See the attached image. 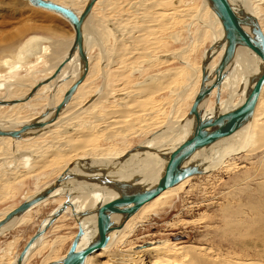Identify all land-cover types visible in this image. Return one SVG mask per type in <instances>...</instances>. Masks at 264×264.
I'll return each instance as SVG.
<instances>
[{"label":"bare ground","instance_id":"bare-ground-1","mask_svg":"<svg viewBox=\"0 0 264 264\" xmlns=\"http://www.w3.org/2000/svg\"><path fill=\"white\" fill-rule=\"evenodd\" d=\"M56 1L63 2L72 6L77 10V12H80L82 10L86 2V0ZM122 1L126 3L128 1L127 4H131L132 2H137L138 0ZM157 2L158 0H144L140 2L138 1L136 5H134L133 3L135 8L137 9L135 10L136 15H134V13L132 15L122 17L120 21L122 25H119L116 22V24H118V27L116 28H119L118 32L120 30L122 31V29L125 28L123 25L126 24V21L131 20L134 16L135 18L136 16H138V18L139 16H144L149 19L151 18L149 20L151 23V20H153L152 17H155L154 15H156V13L160 14L159 17L161 15L168 14H170V16L172 17L176 16V14H186V18H188V20H186L187 32L190 33V35H188L190 41L184 49L177 51L178 53L174 54L173 52V55L171 57L172 59L176 58L177 60L181 61L183 63V67L166 69L165 71L156 73L154 75L153 82L133 88V91H137L136 96H129L128 91H121L120 93H124V95L126 94V96L119 97V105L112 104V106H110V102L107 103L108 98L110 96L114 94H119L117 91L112 93L109 91V80H103V87L100 88L97 93H91L89 96L83 95V92H81L80 89L82 88V86H84L85 82L91 75L99 72V69H103L102 74L106 75V79L108 78V64L110 59H112L111 52L106 50L107 52L106 58L103 61L104 63L99 65L97 63V59H94V57L90 54V48L92 44L91 39L93 38V36L95 37L96 35H98L96 36L98 38L101 37V35L103 36L104 30V28H101L99 27V25H97L98 21L102 20L101 17L93 16L92 11L95 6L98 3L102 4V0H96L91 9V12L83 21V45L88 59V69L84 79L78 84L77 88L72 93L71 97L66 102V104L63 106L55 120L45 124L43 127L29 129L25 131L21 137L0 135V146L4 144L2 145L0 156L2 159L8 161V164L6 163V165L7 167L10 166L9 169L24 166L25 170L21 173V175H24L26 173L37 171L41 168H45L46 166H51L52 170L48 173V176L52 173H56L57 176L70 162H73V165L70 167V171L74 173L85 175L105 174L113 179L126 180L131 183V188H133V191L148 187L157 181L165 163V158L163 157L162 152L164 150H170L174 148L187 137V135L192 129L193 118L185 116V112H183L182 114L179 113V115L177 114L178 117H176V114L174 115L172 111V116L168 119V125L164 126L163 129L160 128L161 130L154 129L149 131V136H147L145 140L140 143L145 147L130 152L125 158H122L121 160L120 157H122L123 154L117 156L118 149L115 147V139L119 135L123 136L125 130L128 131V129L130 128H140L141 130H144V128H150L154 124L155 120L153 116L143 117L142 119H131L130 116L133 115V113H145L146 110L149 111V108L147 106L148 102L145 100H147L149 96H152L153 94L159 92V90L166 87V85H170L171 80H178L181 79L182 75L183 77L185 76L186 81H189V83L183 88H181L180 92L178 91L179 93L176 99L177 101H184L188 97L193 99L198 90L201 79V64H193V61L186 56L187 50L193 51L206 38L211 39L209 46L202 54V59L205 54L211 56L210 60L206 64L208 71L211 72L212 69L216 66L225 44V41L222 40L223 28L221 22L216 13L210 7L208 0H202L203 12H201L202 8L200 11H198V9H195L196 11L194 12H191L190 10L181 7L159 10L152 9L153 6L155 7ZM231 2L238 15L241 16L242 8H245V10L251 13V15H254L257 18L264 32V20L258 17V14H260V12H263L264 10V4L261 3V0H231ZM109 3L113 6V8H115L116 6L119 8V6H121L120 0H108L106 4L108 5ZM123 6L122 8L125 10L128 5ZM206 15L208 16V18L205 17ZM146 18L140 20H144L143 22H145ZM171 21H167V23L165 24L167 28H164L168 29V25L170 24V22L172 24L176 23L173 19H171ZM148 22L146 24H148ZM156 26L160 28V24ZM90 27L95 29L96 35H94L95 32L90 30ZM147 27L150 26L148 25ZM157 30L159 31V29ZM91 31L93 33H91ZM37 40H41L38 35H33L32 37L26 40L25 45H29V47H25L27 48L25 52L27 53V57L30 58L29 60L19 59L21 62L11 60V63H9V59L5 62L1 61L0 66L6 67L7 71L19 69L23 71L25 70L26 72L34 71L37 64L41 63L44 59H48V57L52 54L49 51L51 50L53 52L54 49V46H50L47 43L41 44L40 49L37 50ZM220 42L221 46L217 48V45ZM65 46L69 47V44ZM62 47H64V45H62ZM126 50L127 48H123L115 53V58H113L115 59L114 63L116 62L115 65L121 62L123 63L124 59L122 60V57L125 53H127ZM67 51L62 53L63 55L54 56V62L52 64L47 63V61H44L47 63V65L43 67L44 69L42 68L43 70H39V76L36 78V80L33 81L32 84L28 85L27 89H25L24 91L12 89L7 90V93H5V95L0 98L12 99L23 97L29 91L30 87L35 84L36 81L47 77L49 75L48 73L53 72L56 65L65 56ZM22 54L25 55V53ZM22 54L20 58L23 57ZM161 59L162 60L158 61V64H163V62H166L165 58ZM260 66L261 60L253 50L244 45H238L236 47L232 63L229 66L227 73L225 74L219 88L220 95L222 92L227 93L226 98H220L219 100L218 107L220 111L230 109L243 101L247 94L248 88L252 85L255 75L258 72ZM83 68V61L78 55L77 50H75L72 57L62 66L60 72L48 82L39 85L34 91V93L27 99L8 104L0 103V127H18L20 124L29 122L35 117H38L40 113L44 112L45 110L47 114H45L42 119H47L52 113L53 107L61 99L65 89L81 74ZM27 78L28 77L25 76L21 77L19 80H26ZM176 90H178V88ZM176 90L174 89V91L172 92L176 93ZM215 93L216 88H213L209 97H207L201 102L200 106L202 116H210L213 113L214 102H211L210 96H213ZM263 95L264 83L255 103L253 113L247 122H245L241 127H239L230 135L220 138L212 144L203 146L193 153L191 159H194L195 162L199 163L202 169V171L198 173L199 175L205 174L206 172H208V170H233L236 168V166H234L232 163H229V161L227 160L229 154H235L241 151H244L245 153L254 152L255 150L261 148L264 145ZM9 96H11L12 98H10ZM103 103H107V106ZM22 107L25 108L24 114ZM95 107L99 108V110L98 112L91 115V112H93L92 109ZM26 111L29 112V115H26ZM101 121L102 123H100ZM80 123L84 124L85 130H80L79 127H77V124ZM113 126H117V129L115 128L113 130ZM69 127H72L71 131H67V128ZM131 132L132 131H130V134ZM47 134H51L50 138H43ZM127 134L128 133H126V135ZM102 139H112L113 141H110L112 142V145L98 146ZM41 141H45V145L43 144V146H38L33 144ZM6 144H11V155H9ZM53 147H55V149ZM91 151L94 152L85 153L81 156H78L77 158H71L74 154ZM83 158H85L86 160L79 161V159L81 160ZM19 160L22 164L20 163L19 166H17V161L19 162ZM0 171L6 172L7 170L2 171L0 169ZM14 176L17 177L16 175ZM14 176L11 175L10 178ZM191 177L192 175L187 176L176 184L164 188L152 198L142 203L139 208L135 212H133L120 227L115 228L110 232V238L108 240L107 245L101 249L102 251H99L104 252L107 247H109L114 241H121L122 239H124L126 236H128L131 232L134 231L136 224L138 225L139 223L143 222L151 214L158 212L160 209H162L163 206L167 205L171 197L177 194ZM39 179L40 177L37 175L36 183L39 181ZM7 180L8 177H5L4 181L7 182ZM47 184L48 183H45L43 186H41L40 189H42ZM40 189L36 190L35 192L39 191ZM10 193L11 189L8 190L2 188V191H0V198H3L5 195L9 196ZM53 193L54 194L52 197H48L37 202L36 204L30 206L19 215L13 216L10 220L5 222L0 227V234H3L4 232L10 230L14 226L27 223L29 221L30 212L32 209L37 207L39 208L40 206L45 204L55 205V207L45 217H43L40 223L38 224V226L43 225L47 221L50 213L65 199L66 193H69L70 200L73 203L74 210L77 213L84 209H91L97 203L106 201L117 195V191L113 187L101 185L97 182L78 178L67 179L64 184L62 186L57 187ZM29 196L31 195H27L25 196V198ZM8 210L9 209H4L0 211V218L3 217V215ZM63 216H66L67 218L72 217L74 219L75 226H77V220L81 221L85 232L79 242L80 247L86 245L95 235V214L90 213L87 215L74 216L70 205H67L65 210L61 212V214L54 220V222L49 226V228L55 223L58 218H61ZM119 217V214L112 215V218L116 221L119 219ZM47 230L44 232V234L47 232ZM44 234L35 242L32 248L37 244V242L40 241L42 237H45ZM65 237L66 235H60L59 237H57L54 240V245L55 243H57V241H60ZM12 241L13 240L8 241L6 243L4 248L5 253L8 251L10 252V250H13V247H11L13 244ZM175 244L176 243L174 242L167 243V241L162 240V242L160 243H156L155 241H149L141 244L142 246H131L128 250V253H119L121 254L120 257H118L119 254H117L118 256L113 258L115 262L114 264H122L124 261L126 262V260L129 261H127L128 264H144L146 259H148L152 264H216L214 259H212L213 257L210 259L208 256H206L205 247L203 248L202 246L196 247L186 245L177 246ZM133 247L137 248H135L134 250L132 249ZM99 251H96L87 256L84 264H92L91 259L93 258L95 253ZM160 251H163L165 253L159 255L158 253H160ZM175 253L179 254V259L175 257ZM17 254L18 253L14 255L11 264H15V258ZM28 254L25 257L23 263L27 260ZM63 255H61L56 260H59ZM124 255H127L126 259L122 257ZM7 256L9 257V255ZM7 256L1 257L2 261H0V264L9 263V259ZM145 257L148 258L145 259ZM181 257L184 259H182ZM53 260L54 259H51V255H47L44 260L41 261V264H45ZM219 264L258 263L249 262V260L247 259L239 261L234 260V262H226L224 260H220ZM259 264L263 263L260 262Z\"/></svg>","mask_w":264,"mask_h":264},{"label":"rangeland","instance_id":"rangeland-1","mask_svg":"<svg viewBox=\"0 0 264 264\" xmlns=\"http://www.w3.org/2000/svg\"><path fill=\"white\" fill-rule=\"evenodd\" d=\"M107 1L102 0V4L98 3L96 5L98 8L95 6L92 11L93 16L101 17L102 20L98 21L97 25L104 28V30L103 36L101 35L98 38L96 37L98 35H96L95 29L90 27V30L95 32L94 35H96L91 39L90 54L101 65L106 58V52H111L112 59H110L108 64L109 76L106 79V75L102 74L103 69H99V72L87 79L80 90L83 92V95L89 96L91 93H97L103 87L104 79L109 80V91L111 93L116 91L119 93L112 95L113 97L108 96L107 103L110 102V106H112V104L119 105V97L126 96V94L120 93L121 91H128L129 96H136L137 91H133V88L153 82L156 73L165 71L166 69L182 68L183 63L171 57L173 52L174 54L178 53L177 51L187 46L190 41L188 37L190 33L187 32L186 20L188 18H186V14H176L173 17L168 14L159 17L160 14L156 13L150 23L149 20L151 18L149 19L144 16H139V18L136 16L135 18L134 16L136 15L135 10H137L134 5L138 1L144 0L132 2V5L127 4L128 1L126 3L120 0L121 6L119 8L117 6L113 8L110 3L107 5ZM261 3L264 4V1L261 0ZM202 4V0H158L152 9L181 7L194 12L196 11L195 9L200 11L202 8L201 12H203ZM123 5H128L125 10L122 8ZM132 14H134V17L131 20H127L126 24L123 25L125 28L118 32L119 28L116 27H118V24L122 25L120 23L121 18ZM205 17L208 18L207 15ZM258 17L264 20V10L258 14ZM145 18V22H143L144 20H140ZM171 19L177 24H172ZM146 21H149L148 24H146ZM167 21H171L168 29H166L165 25ZM159 24L160 28L156 26ZM92 31L91 33H93ZM33 35H38L41 38V40L36 41L38 43L37 50L40 49L41 44L48 43L50 46H54L53 52L49 51L52 54L48 59H44L41 63H38L32 72L20 69L7 71L6 67L0 66V97L4 96L7 90L24 91L27 89L28 85L32 84L39 76L38 72L43 70V67L47 63L52 64L54 62V56L63 55L62 53L69 49L73 38V27L62 16L36 7L26 0H0V62H5L9 59V63H11V60L16 62H21L19 59L29 60L30 58L27 57V53L25 52L29 45L25 44L26 40ZM210 42L211 39L206 38L193 51L187 50L186 56L193 61V64H201L202 54ZM68 44L69 47H66L65 45ZM123 48H127V53L122 57L124 61L115 65L116 62L114 63L115 59H113L115 58V53ZM22 53H25V55ZM21 54L23 57L20 58ZM161 58H165L166 60H163L166 62H163V64L159 63V65L158 61L162 60ZM44 61H47V63ZM51 73L48 74L50 75ZM25 76L28 77L26 80H19ZM188 83L189 81H186L185 76L183 77L182 75L181 79L171 80L170 85H166V87L145 100L148 102L149 111L146 110L145 113H133L130 118L142 119L143 117L153 116L155 120L154 124L150 128H144V130L130 128L128 129L129 132L125 130V133H123L124 137L121 135L117 136L115 139V147L118 149L117 156L124 154L134 144H140L149 136V131L163 129L164 126L168 125V119L172 116V111L174 115L176 114V117H178L177 114L179 115V113L182 114L183 112L187 116L188 108L193 99L188 97L184 101H177L176 98L181 88ZM177 88L178 90H176ZM174 89L177 91L176 93L172 92ZM11 96L9 97L12 98L13 96ZM226 96L227 93L222 92L220 98L223 99ZM210 100L214 102L215 94L210 96ZM107 103L103 104L107 106ZM22 110L24 114L25 108L22 107ZM92 110L91 115L98 112L99 108L95 107ZM28 113L26 111V115H29ZM77 125L80 130H85L83 123ZM113 127V130L117 129V126ZM67 129V131H71L72 127ZM130 131H132L131 134ZM126 133L128 134L126 135ZM50 135L47 134L43 138L49 139ZM110 141L113 140L102 139L98 146L112 145ZM45 143V141H41L33 144L43 146ZM2 145L0 146V152ZM6 145L9 155H11V144ZM53 148L55 149V147ZM93 152H80L79 154H74L71 158H77L85 153ZM227 158L229 163L236 166L235 169L208 170V172L202 175H192L183 188L171 197L167 205L163 206L158 212L151 214L143 222L138 225L136 224L134 231L121 241H114L104 252H101V250L95 253L91 259V263L114 264L113 258L117 257L119 253H128L131 246L141 245L149 241L160 243L162 240H165L167 243L174 242L177 246L205 247L206 256L210 259L213 257L212 259H214L216 264H219L220 260L234 262V260L247 259L249 262L258 264L262 262L264 264V255H262L264 254V145L254 152L245 153L241 151L229 154ZM7 162L0 156V169L8 171V173L7 171H0V177L3 179L0 178V191H2V188L11 189L9 196L5 195L3 198H0V211L11 209L23 200L25 196L32 195L41 186L49 183L56 177V173L49 174L48 176V173L52 170L51 166L21 175L25 167L19 166L20 160L19 162L17 161V166L19 167L13 169H9L10 166L7 167ZM11 175L14 177L10 178ZM37 175L40 179L36 183ZM5 177H8L9 181H4ZM54 207L55 205L53 204H45L39 208H34L30 212L27 223L14 226L10 230L0 234V261H2L1 257L9 255V257L7 256L9 259L8 264H11L14 255L18 253L25 240L38 226L39 220L45 217ZM75 230L76 226L72 217L67 218L63 216L58 219L55 225L47 230L42 247L39 246L38 249L33 251L26 264H41V261L47 255H51V259H58L59 255L67 248L70 239L73 237L72 232ZM60 235H66V237L57 241L54 245V240ZM11 240H13L11 246L13 250L5 253V245ZM137 247H133L132 249L135 250ZM164 253L160 251L158 254L162 255ZM122 257L126 259L127 255ZM175 257L177 259L180 258L178 253H175ZM127 261L123 263L128 264L129 261ZM144 264L152 263L146 259Z\"/></svg>","mask_w":264,"mask_h":264},{"label":"water","instance_id":"water-1","mask_svg":"<svg viewBox=\"0 0 264 264\" xmlns=\"http://www.w3.org/2000/svg\"><path fill=\"white\" fill-rule=\"evenodd\" d=\"M32 5L54 11L68 20L73 27V38L71 45L56 65L53 72L43 79H39L32 85L29 91L23 96L12 99L0 98V103L8 104L20 100H25L31 96L39 85L48 82L54 78L61 70L62 66L72 57L75 50L83 61V71L81 74L65 89L59 102L53 107L52 113L47 119L42 117L47 114L46 110L38 117L20 124L15 128L0 127V135H9L11 137H21L22 134L33 128L43 127L45 124L55 120L77 88L78 84L84 79L88 69V59L83 45V21L89 13L96 0H86L82 10L77 12L72 6L56 0H28ZM210 7L218 16L222 28L223 39L225 41L223 51L216 66L211 72L207 69V62L211 56L205 54L201 61V79L198 90L188 108L187 116L193 118V125L187 137L178 145L170 150L162 152L165 163L157 181L143 189L133 191L131 183L126 180L113 179L107 175H85L70 171L73 162H70L52 181L33 195L24 198L18 204L9 209L3 217L0 218V227L10 220L13 216L19 215L30 206L37 202L53 196L54 190L62 186L69 178H78L97 182L101 185L113 187L117 195L106 201L97 203L91 209H84L80 212L74 210L73 203L70 200L69 193L65 194V199L50 213L47 221L37 226L32 234L26 239L15 258V264H23V261L35 242L44 234L54 220L65 210L67 205L72 208L74 216L95 214L96 233L92 239L83 246H79L81 237L84 234V227L80 220H77V226L73 237L64 255L59 260H53L45 264H84L87 256L101 250L108 243L110 232L120 227L124 221L135 212L145 201L152 198L164 188L174 185L187 176L198 174L202 171L199 163L191 159L193 153L203 146L230 135L245 122H247L252 113L264 83V32L254 15L247 12L245 8L241 9V16L237 14L231 0H208ZM221 40V42H222ZM221 42L217 45L220 47ZM238 45H244L253 50L261 60V66L255 75L252 85L248 88L243 101L224 111L219 110L220 85L227 73L229 66L234 58L235 49ZM213 88H216L214 111L210 116H202L201 102L209 97ZM139 143L134 144L120 157L125 158L130 152L144 148ZM85 158L79 159L84 161ZM75 164V162H74ZM113 214H119L116 221L112 218Z\"/></svg>","mask_w":264,"mask_h":264},{"label":"crops","instance_id":"crops-1","mask_svg":"<svg viewBox=\"0 0 264 264\" xmlns=\"http://www.w3.org/2000/svg\"><path fill=\"white\" fill-rule=\"evenodd\" d=\"M58 219H60V218H58ZM58 219H57V220H58ZM57 220H56V221H57ZM40 221H41V219L39 220L38 224L40 223ZM56 221H55V222H56ZM54 225H55V223H54L51 227H53ZM51 227H50V228H51ZM50 228H49V229H50ZM74 233H75V231L72 232L73 235H74ZM31 234H32V233H31ZM31 234H30V235H31ZM45 234H46V233H45ZM45 234H44V236H45ZM30 235H29V236H30ZM70 240H71V239H70ZM25 241H26V240H25ZM43 241H44V237H42V238L40 239V241L37 242V244L31 249V251H30L29 254H28V258H27L26 261L29 260V258H30L31 255L33 254V251H35L36 249H38L39 246L42 247ZM69 242H70V241H69ZM23 244H24V243H23ZM68 245H69V243H68ZM68 245H67V247H68ZM21 247H22V246H21ZM66 249H67V248H66ZM66 249H65V251H66ZM65 251H64L61 255H63V254L65 253ZM18 252H19V251H18ZM61 255H59V256H61ZM59 256H57V257H59ZM13 258H14V257H13ZM26 261H25L23 264H26ZM39 264H40V263H39Z\"/></svg>","mask_w":264,"mask_h":264}]
</instances>
